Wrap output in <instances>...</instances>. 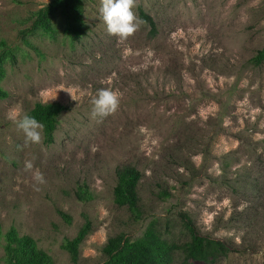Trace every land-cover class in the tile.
<instances>
[{"label": "rangeland", "instance_id": "1", "mask_svg": "<svg viewBox=\"0 0 264 264\" xmlns=\"http://www.w3.org/2000/svg\"><path fill=\"white\" fill-rule=\"evenodd\" d=\"M49 1L0 0V52L1 42L17 49L1 82L3 232L17 228L54 264H75L63 244L89 219L79 263L101 264L110 237L138 238L153 220L170 240L188 241V216L197 233L227 246L216 264H264V62H252L264 46V0H137L142 23L123 41L108 34L100 0H86L81 40L59 33L26 41L22 30ZM101 88L116 91L120 106L92 118ZM57 89L49 102L67 110L54 141L42 130L39 144L25 145L9 109L28 113ZM128 165L142 173L137 214L114 199L117 170ZM80 186L89 199L77 197ZM173 264L206 263L177 252Z\"/></svg>", "mask_w": 264, "mask_h": 264}, {"label": "trees", "instance_id": "2", "mask_svg": "<svg viewBox=\"0 0 264 264\" xmlns=\"http://www.w3.org/2000/svg\"><path fill=\"white\" fill-rule=\"evenodd\" d=\"M85 3L86 0H50L35 12L32 25L22 30L23 38L27 41L30 35L56 37L62 33L72 42L81 40L89 30L85 21ZM140 16L142 20L152 24L153 30L155 29L153 19L142 9ZM1 46L0 98H6L7 93L2 88L1 82L5 77L6 64L15 60L17 49L7 46L5 42H1ZM252 62L256 66L264 62V46L252 58ZM66 110L67 106L59 102H37L27 114L44 125V140L49 144L54 141L60 116ZM141 177V171L131 165L117 170V184L114 188L115 202L120 206H127L135 214L140 212V196L137 187ZM163 193L164 196L169 195L167 191ZM77 197L80 200L89 199L91 197L89 188L80 186ZM62 215L67 218L66 214L62 213ZM90 222L87 219L77 235L67 239L63 244L75 264H80V246L92 231ZM184 225L190 234V239L184 243H177L167 238L156 220L150 221L144 233L138 238L131 239L123 233L112 236L103 248L107 257L101 264H173L177 252L183 253L186 261L194 259L206 264H216L219 258L228 254V248L223 241L197 233L188 216L184 218ZM0 240H4L5 264H54L53 257L40 248L32 236L21 235L17 228L10 227L4 233L0 225Z\"/></svg>", "mask_w": 264, "mask_h": 264}, {"label": "clouds", "instance_id": "3", "mask_svg": "<svg viewBox=\"0 0 264 264\" xmlns=\"http://www.w3.org/2000/svg\"><path fill=\"white\" fill-rule=\"evenodd\" d=\"M137 6V0H100V19L106 25L108 34L116 36L119 40L123 41L134 35L138 30L142 21L134 11ZM56 94L45 93V103L54 100ZM71 97L76 100V97L68 90ZM91 117H107L117 111L120 106V97L116 91L110 88H101L97 91L96 95L91 98ZM7 119L10 120L16 128L24 135L25 145L39 144L42 140V130L44 125L39 122L35 117L22 112L19 107L10 108L7 113ZM24 168L27 171L33 169L32 161H25ZM33 179L42 184L45 182L43 174L36 170L33 173Z\"/></svg>", "mask_w": 264, "mask_h": 264}]
</instances>
